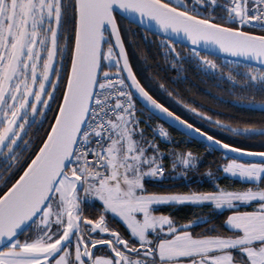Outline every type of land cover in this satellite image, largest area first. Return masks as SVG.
Wrapping results in <instances>:
<instances>
[{"label": "snow or ice", "instance_id": "1", "mask_svg": "<svg viewBox=\"0 0 264 264\" xmlns=\"http://www.w3.org/2000/svg\"><path fill=\"white\" fill-rule=\"evenodd\" d=\"M214 6H218L217 0H0V147L9 151L28 123L27 110L35 114L37 104L47 108L50 101H55L59 86L50 77L65 78L67 59L58 29L62 17L72 15L75 19L74 49L58 115L39 153L0 196V264H141L132 259L133 254L140 255V249L117 232L110 233V240L93 237L97 231H107L105 218L101 215L95 223L83 219L76 195L78 184L102 202L106 213L126 224L144 250V264H157V253L159 264H264V151H243L210 135L205 137L158 103L133 73L114 16L120 12L127 18L137 16L141 23L154 21L162 32L182 34L192 46L202 45L205 50L251 59L264 66V34L244 30L264 29V0H229L224 5L229 26H222L223 20L215 22L211 11L202 14V9ZM102 42L108 44L106 52L102 51ZM193 53L200 55L198 48H193ZM102 59L115 69V78L109 71L99 76ZM203 63L210 69L217 68L210 59L204 58ZM251 79L255 81L257 76L251 75ZM97 89L106 90L103 99ZM134 94L155 114L201 135L210 142V150H226V158L236 153L233 162L222 169L225 174L259 183L243 192L145 194L142 181L163 177L164 170L155 159L146 158L144 149L132 140L136 124ZM255 107L264 111V103ZM110 113L117 122L106 121ZM121 128L124 132L113 138ZM243 131L264 135L262 129ZM94 138L99 150L92 147ZM105 138L111 141L107 148L102 143ZM89 156L95 159L90 161ZM118 156L122 157L119 162ZM245 156L258 159L246 164L235 162ZM190 159L183 161L185 166H190ZM143 165L150 171L145 173ZM91 169L97 170L92 174ZM204 201L214 203L216 209L252 203L259 208L228 217L226 227L235 231L233 238H193L185 230L189 226L178 230L168 216L153 215L157 206ZM82 220L91 226L86 233L81 230ZM37 221L40 238L21 242L20 234ZM149 233L158 237L163 233L165 238L154 243ZM73 239L74 256L68 251ZM97 245H108L111 259H94L89 246L94 249Z\"/></svg>", "mask_w": 264, "mask_h": 264}, {"label": "trees", "instance_id": "2", "mask_svg": "<svg viewBox=\"0 0 264 264\" xmlns=\"http://www.w3.org/2000/svg\"><path fill=\"white\" fill-rule=\"evenodd\" d=\"M163 1L167 2V0ZM228 2L229 0H217L218 6L210 10L202 9V14L211 11L215 22L220 23L223 20L225 22L223 25L229 26L231 21L228 20L224 9V5ZM117 18L123 37L127 34L131 41L134 53L130 59L138 78L144 87L164 105L183 118L185 117L176 108L177 102L232 128H264V111L256 110L255 107L257 104L264 103V78H261L264 69L227 61L205 53L196 56L190 47L151 33L120 15H117ZM122 24L126 26L125 30H122ZM245 30L264 34V29L245 28ZM109 41H111L110 38ZM206 56L211 57L210 60L217 65L216 69L206 67L203 63ZM251 75H256L257 79L253 81ZM138 104L148 112L141 103L138 102ZM152 121L163 124L169 129L171 141L170 143L158 141L145 123L135 124L132 138L139 137L141 143L144 140L145 153L147 156L153 154L156 163H161L164 170L163 177L143 181L145 194L170 196L218 191L237 192L254 188V184L259 183L244 182L226 176L222 171V164L232 157L226 158L225 154L215 149L210 150L204 143L169 126L154 115H152ZM241 138V143L224 142L243 149L264 151V135H245ZM179 154L195 156L196 165L186 169L175 167L174 161ZM258 205L252 203L220 211L212 204L183 203L161 205L154 208V211L170 215L176 220L180 229L189 226L185 230L194 235H230L234 231L226 227L228 214L233 210H255ZM80 206L81 215L85 219L98 222L103 215L105 224L109 228L119 232L130 244L140 249V252L143 251L140 244L130 235L129 229L119 219L106 213L99 200L81 202Z\"/></svg>", "mask_w": 264, "mask_h": 264}, {"label": "flooded vegetation", "instance_id": "3", "mask_svg": "<svg viewBox=\"0 0 264 264\" xmlns=\"http://www.w3.org/2000/svg\"><path fill=\"white\" fill-rule=\"evenodd\" d=\"M74 22H75V19L72 15H69L67 17H62V25L60 29H58L59 36H60L59 43L65 48L67 59L64 62L65 78L61 80H57L55 76L50 77L52 81L54 83H57L59 86L55 101H50L49 106L47 108H45L43 105L37 104V112L35 114H33L31 112V109L29 108L27 110L28 111V123L25 124L24 130L20 133V139H18L16 144L12 146L11 151H9L7 148L0 147V196H2L12 186L13 182H15L18 176L22 174L24 169L31 162V159L35 157V155L37 154V152L39 151V149L41 148V146L43 145L46 139L45 136L48 130L51 129L54 123V118L58 114L59 106L62 102V94L65 91L66 74H67V70L70 69L71 56H72V52L74 48V39H75V31L73 32ZM121 26H123L122 30L126 29V26H124V24H122ZM107 35H108V40H109L110 38L109 34ZM123 38H124L129 56L133 57L132 54L134 53V51L132 49L130 39L128 38L127 34L126 36L124 35ZM107 47H108V44L106 43L105 52L107 51ZM204 58L211 59L210 56H206ZM208 69L209 68H207V70ZM36 87L38 89V85ZM48 90L52 91L51 88H49ZM43 99H47V97L44 96ZM176 105H177L176 108H178L177 110H179V112L185 118H187L190 122L200 127L201 129L207 131L208 133L214 136H217L223 141H226V142L234 141L235 143H241L242 142L241 137L245 135H249V134H245L243 131L246 128H232L218 120L205 116L202 113L180 102L179 103L177 102ZM20 122H23V121H20ZM251 136H254V135H251ZM78 190L81 192L80 184L77 185V191ZM81 226L84 227L83 223ZM89 228L90 227L85 226L86 230ZM85 229H82V231L86 232ZM30 230H31V227L27 231H25L19 237V239L24 240L25 238H31L32 235L30 233ZM107 230L115 231L109 228L108 226H107ZM92 235L96 239H105V240L113 239V237L111 236L103 237L98 232ZM119 235L122 238H124L120 233ZM73 244H74V241L72 245Z\"/></svg>", "mask_w": 264, "mask_h": 264}, {"label": "water", "instance_id": "4", "mask_svg": "<svg viewBox=\"0 0 264 264\" xmlns=\"http://www.w3.org/2000/svg\"><path fill=\"white\" fill-rule=\"evenodd\" d=\"M162 2H165V1L162 0ZM117 15H120L121 17H123V18H125L126 20H128V21L134 23L135 25H137V26H139V27H141V28H143V29H145V30L151 32V33H154V34H156V35H159L160 37H163V38H165V39H167V40H169V41H172V42H175V43H179V44L185 45V46L190 47V48H192V49H193V48H198L199 51H200L201 53H205V54H208V55H212V56H215V57H219V58H222V59L227 60V61L240 62V63H244V64H248V65H252V66H255V67H258V68L264 69V66L260 65L259 62H257V61H253V60H251V59H246V58H242V57H231V56H229V55H227V54L220 53L219 51L205 50V49L203 48L202 45H199V46H192L191 43H190V41L187 40V38L184 37L182 34H180V35H175V34H173V33H171V32H168V33H164V32H162V31L159 29V27L156 25V23H155L154 21H147V20H145L143 23H141L140 19H139L137 16H135V15H133L131 18H127V17L125 16V14H123V13L115 12V13H114V16H115V18H116V20H117V25H118V28H119V30H120V34H121L122 42L124 43V46H125V51H126V54H127L128 60H129V64H130V66H131V68H132V70H133V73L136 75L137 80L140 82V84H141L142 87H144V85L142 84V82H141L140 79L138 78V76H137V74H136V72H135V70H134V68H133V66H132V63H131V60H130V56H129V53H128V50H127V47H126V44H125V41H124V38H123V34H122V31H121V28H120V25H119V22H118ZM198 18H202V17H198ZM222 26H227V25H223V24H222ZM244 30H245V29H244ZM245 31H247V30H245ZM247 32H249V34H253V35H262V34L255 33V32H250V31H247ZM107 33L109 34V37H110V39H111V42L114 44V39L110 36V33H109L108 31H106L105 35H106ZM106 37L108 38L107 35H106ZM101 47H102V51H104V49H105V43H104V42H102ZM73 49H74V48H73ZM102 68H103V59H102V61H101V70H100V72H99V76L101 75ZM124 75H126V74H124ZM144 88H145V87H144ZM145 90L148 91L146 88H145ZM148 92H149V91H148ZM149 94H150V95H151V96H152V97H153L158 103L164 105L162 102H160L158 99H156V98H155L150 92H149ZM134 96H135V94H134ZM135 98H136V96H135ZM136 99H137V101H138L139 103H141L142 106H144V107L148 110V112H150L152 115H154L155 117L159 118L160 120L164 121V122H165L166 124H168L169 126L178 129L179 131L185 133L187 136H189V137H191V138H193V139H196V140H198V141L204 143V144L207 145V146L209 145L210 142L207 141L206 139H202L201 135H199L198 133H196V132H194V131H190L189 129H187V127L182 126V125H180L179 123H176L174 120H171L170 118H167L166 116H162V115H159V114H155L152 110L149 109V107H146L145 104L141 102V99H139V98H136ZM61 103H62V102H61ZM164 106L167 107L166 105H164ZM167 108L169 109V111L173 112L174 116H179L182 120H184V121L186 122V124H191V125L193 126V129H199L200 132H202V133L204 134L205 137L210 135V136L213 137L214 140H220V139L216 138L215 136H213L212 134L208 133L207 131H205V130L201 129L200 127L196 126L195 124H193V123L190 122L189 120L183 118L182 116H180L179 114H177L175 111L171 110L169 107H167ZM57 115H58V114H57ZM53 124H54V123H53ZM52 126H53V125H52ZM262 130H264V128H262ZM50 131H51V129H50ZM50 131H49V133H50ZM49 133H48V134H49ZM45 140H46V139H45ZM220 141H221V143H226V142H224V141H222V140H220ZM44 142H45V141H44ZM227 144H228V143H227ZM229 145L232 146V147H236V146L231 145V144H229ZM42 146H43V145H42ZM42 146H41V147H42ZM236 148H240V147H236ZM240 149L243 150V151H248V152H261V151H257V150H248V149H243V148H240ZM215 150H217V151H219V152H221V153H223V154H225V151H226V150L219 149V148H216ZM38 153H39V151L37 152V154H38ZM236 156H237L236 153H231V154L229 155V157H232V158H235ZM34 158H35V157H34ZM34 158H33V159H34ZM253 159H258V158H251V157H247V156H245V157H241V159H236V160H240V161H244V162H250V161H252ZM26 169H27V168H26ZM26 169H25V170H26ZM25 170H24V171H25ZM22 174H23V173H22ZM22 174H21V175H22ZM18 179H19V178H18ZM18 179H17V180H18ZM17 180H16V181H17ZM16 181H15V182H16ZM15 182H14V183H15ZM11 187H12V186H11ZM11 187H10V188H11ZM82 187H83V185L80 184V189H82ZM7 191H8V190H7ZM7 191H6V192H7ZM84 220H86V219H84ZM79 223H80V225H82L83 220H82L81 222H79ZM94 223H95V221H94ZM83 224H84V223H83ZM84 225H86V226H88V227H91L90 225H87V224H84ZM24 232H25V231H23V232L20 234V236H21ZM97 232L100 233L103 237H106V236H111L110 233L113 232V231H111V230H107L106 232H103V233H101V232H99V231H97ZM95 233H96V232H95ZM117 233H118V232H117ZM118 234H119V233H118ZM20 236H19V237H20ZM111 237H112V236H111Z\"/></svg>", "mask_w": 264, "mask_h": 264}, {"label": "rangeland", "instance_id": "5", "mask_svg": "<svg viewBox=\"0 0 264 264\" xmlns=\"http://www.w3.org/2000/svg\"><path fill=\"white\" fill-rule=\"evenodd\" d=\"M107 35V34H106ZM104 52H105V49H104ZM105 63V64H104ZM111 67H110V65H109V62L108 61H104L103 60V69L104 70H112V69H110ZM134 127H135V125H134ZM121 130L124 132V129L123 128H121ZM133 133H134V131L132 132V136H133ZM132 140L134 141V142H137V144H138V146L139 147H142L143 149H144V156L146 157V158H149V159H154L155 158V156L152 154V155H150V156H147V154L145 153V150H146V146L144 145V143H145V141L143 140V142L141 143L140 142V138L139 137H136V138H132ZM125 143H126V141H125ZM189 158H191L190 159V166L191 165H196V163H197V159H196V157L195 156H193V155H191V154H186V155H182V154H179L178 156H177V159L174 161V163H176V161H177V166L178 167H182V165H184V163H183V161L184 160H186V159H189ZM122 159V157L121 156H119V161ZM179 162V163H178ZM233 162V158L232 159H230V160H228V161H226V162H223V164H222V168H224V167H226L227 166V164H229V163H232ZM235 162L236 163H248V162H244V161H240V160H235ZM182 164V165H181ZM159 165H161L162 166V164L161 163H159ZM177 166H175V167H177ZM185 166V165H184ZM163 167V166H162ZM186 167V166H185ZM149 169V168H148ZM150 171V170H149ZM68 174L69 175H71V170L69 169V172H68ZM179 174H181V173H179ZM225 174V173H224ZM226 176H229V177H231V178H235V179H239V180H241L239 177H232L230 174H225ZM242 181V180H241ZM244 182H248V181H244ZM246 190H248V189H245V190H242V191H237V192H243V191H246ZM76 195L80 198L79 199V202H80V204H81V198H82V200H83V202H85V203H87L88 201H90V200H97L96 198H95V196L91 193V192H85L84 193V191L83 190H81V192L78 190L77 191V193H76ZM153 195V194H152ZM158 196H166V195H158ZM202 205H204V204H202ZM242 205H249V204H242ZM242 205H238L237 207H239V206H242ZM215 206V205H214ZM157 207H159V206H157ZM156 208V207H155ZM226 208V207H225ZM225 208H221V209H218V210H222V209H225ZM257 208H259V205H258V207ZM111 214V213H110ZM113 217H115L113 214H111ZM153 215H155V216H157V217H159V216H168L173 222H174V226L178 229L179 228V226L177 225V223H176V220L175 219H173L170 215H167V214H163V213H159V212H155L154 210H153ZM117 219H119L120 220V218H118V217H116ZM121 221V220H120ZM81 222V221H80ZM122 222V221H121ZM123 223V222H122ZM39 224H40V222L39 221H37V223L36 224H34V225H32L31 226V230H30V233H31V235H32V237L31 238H25L24 240H20L21 242H24L25 240H28V242H33L34 240H36V239H39L40 238V231H39ZM125 226H126V224L125 223H123ZM127 227V226H126ZM81 228L82 229H85V227H82L81 226ZM81 229V230H82ZM53 230H55V225L53 226ZM86 230V229H85ZM130 231V230H129ZM165 231H167V226H165ZM82 233H86V232H84V231H82ZM161 236H164V234L163 233H159V237L156 235V234H153V233H149V235H148V238L149 239H151L154 243H158V241H159V238H161ZM73 241H74V239H73ZM137 242V241H136ZM138 243V242H137ZM89 248H90V251L92 252V255H93V258L94 259H101V260H104V259H111V257H112V255H113V253H111L110 252V249H109V246L108 245H97L96 246V248H91L90 246H89ZM68 251H70L72 254H73V256H74V253H75V242H74V244L72 245H70L69 246V249H68ZM144 251V250H143ZM142 251V252H143ZM158 255V254H157ZM132 259H133V257H132Z\"/></svg>", "mask_w": 264, "mask_h": 264}, {"label": "built area", "instance_id": "6", "mask_svg": "<svg viewBox=\"0 0 264 264\" xmlns=\"http://www.w3.org/2000/svg\"><path fill=\"white\" fill-rule=\"evenodd\" d=\"M105 71H109L110 74L113 75V78H115L114 77L115 70H111V71L110 70H105ZM102 73H101V77H102ZM97 92L100 94L101 99H103L104 95L106 94V90L97 89ZM110 103L114 104V100H111ZM134 103H135L134 116L136 118V124H139L140 122L145 123L147 125V127L150 129V131L152 132V134H153L155 139H157L158 141H161L163 143H170L171 138H170L169 129L166 126H164L163 124L154 123L152 121V115L150 113L144 111L142 109V107L139 106V104H138V102H137L135 97H134ZM105 119H106V121L107 120H111L112 122H117L116 121V116L114 114H111V113ZM161 130H163V134L161 133ZM122 133H123V131L121 129H119L117 133H113V138H118L119 135L122 134ZM102 143H103L104 148H107V146L111 143V141L108 140L107 138H105L102 141ZM92 147L97 149V150H99L97 144L95 143V138L93 139ZM88 159L90 161H93L95 159V157L94 156H89ZM118 162H119V156H118ZM96 170L97 169H91L92 174H94ZM100 171H103V169H100ZM158 178H161V177H157L155 179H158ZM145 179H149V178L146 177ZM132 257H133L134 261L139 260V261H141V264H144L145 257L143 255V253H140L139 256H136L135 254H133ZM146 259L151 260L152 257H147ZM156 260H157V264H159V259L156 258Z\"/></svg>", "mask_w": 264, "mask_h": 264}, {"label": "crops", "instance_id": "7", "mask_svg": "<svg viewBox=\"0 0 264 264\" xmlns=\"http://www.w3.org/2000/svg\"><path fill=\"white\" fill-rule=\"evenodd\" d=\"M179 163V162H178ZM177 164V161H176V163H174V165L175 166H177L176 165ZM182 165V164H181ZM191 166H193V165H191ZM143 167V171L145 172V173H147L149 170H150V168L147 166V165H143L142 166ZM188 167H190V166H184V165H182V168H184V169H186V168H188ZM149 168V169H148ZM207 194H210V193H194V194H190V195H181V194H174V195H170V196H192V195H207ZM153 195H156V194H153ZM101 202V201H100ZM102 203V202H101ZM185 203H188V202H185ZM171 204H178V203H171ZM190 204H192V203H190ZM202 204H212V205H214V203H212V202H210V201H204L203 203H200V204H196V205H202ZM237 208V207H236ZM226 209V208H225ZM228 209V208H227ZM223 210V209H222ZM258 210V208L257 209H255V210H249V211H241V210H233V211H231L229 214H228V216H227V219H228V217H230L231 215H238V214H243V213H251V212H255V211H257ZM227 221V220H226ZM230 228V227H229ZM180 228H178V230H179ZM188 231V230H187ZM232 231H234V230H232ZM189 233L193 236V238H199V239H209V238H212V239H215V238H233L234 236H235V231H234V233L233 234H230V235H219V234H216V235H201V236H198V235H194V234H192L190 231H189ZM161 238H165L164 236H161ZM158 254V253H157ZM233 254L234 255H236V256H239V253L236 251V250H233ZM156 258L157 259H159V257H158V255L156 256Z\"/></svg>", "mask_w": 264, "mask_h": 264}]
</instances>
